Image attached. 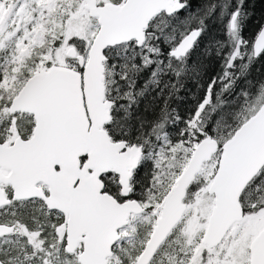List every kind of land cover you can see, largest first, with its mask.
Masks as SVG:
<instances>
[{"label": "snow or ice", "instance_id": "1", "mask_svg": "<svg viewBox=\"0 0 264 264\" xmlns=\"http://www.w3.org/2000/svg\"><path fill=\"white\" fill-rule=\"evenodd\" d=\"M254 0H0V264H264Z\"/></svg>", "mask_w": 264, "mask_h": 264}, {"label": "trees", "instance_id": "2", "mask_svg": "<svg viewBox=\"0 0 264 264\" xmlns=\"http://www.w3.org/2000/svg\"><path fill=\"white\" fill-rule=\"evenodd\" d=\"M255 16L246 32V36L251 35L255 31V25L259 22L261 13H264V0H254ZM264 73V62L258 63L255 66L254 74Z\"/></svg>", "mask_w": 264, "mask_h": 264}]
</instances>
